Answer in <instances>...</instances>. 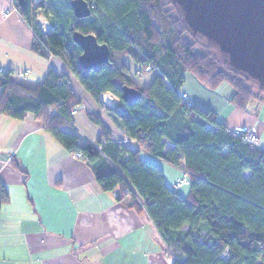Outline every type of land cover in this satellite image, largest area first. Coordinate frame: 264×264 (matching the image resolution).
I'll use <instances>...</instances> for the list:
<instances>
[{
  "label": "trees",
  "instance_id": "trees-1",
  "mask_svg": "<svg viewBox=\"0 0 264 264\" xmlns=\"http://www.w3.org/2000/svg\"><path fill=\"white\" fill-rule=\"evenodd\" d=\"M71 1L42 0L33 7L32 0L21 6L14 0L32 34L30 50L42 58L60 59L98 105L101 94L117 97L120 105L109 116L138 150L110 140L91 113L90 122L102 126L96 145H79L74 134L63 131L73 124L72 111L80 102L68 77L52 70L33 87L10 83L9 72L2 75L0 114L14 119L33 114L68 152L83 155L102 191L118 188L131 196V206L145 210L173 264H264V149L219 124L211 110L186 106L180 97L187 72L206 89L230 84L234 93L229 102L239 110L246 111L252 101L264 103V90L190 36L170 0H86L91 12L83 19L73 16ZM39 16L52 31L43 32ZM75 31L105 44L109 63L97 70L82 69L77 59L81 48L71 37ZM125 56L141 73L147 68L154 73L147 88H139L131 78ZM123 86L141 92L133 105L121 100ZM167 144L171 148L166 149ZM139 151L180 166L188 175V195L170 189L162 171L144 161ZM8 197L0 181V207Z\"/></svg>",
  "mask_w": 264,
  "mask_h": 264
},
{
  "label": "crops",
  "instance_id": "crops-1",
  "mask_svg": "<svg viewBox=\"0 0 264 264\" xmlns=\"http://www.w3.org/2000/svg\"><path fill=\"white\" fill-rule=\"evenodd\" d=\"M37 23L40 26L39 20ZM32 42L31 31L19 18L14 0H0V68L9 72V82L33 87L41 83L49 70L65 75L80 104L72 117L75 127H64L63 131L74 134L79 145L97 140L102 135V126L90 122L91 113L102 123L110 140L125 144L132 152L138 150L137 143L129 140L109 116L120 100L104 93L98 105L60 59L33 53ZM124 63L139 88L151 84L154 74L143 77L141 67L130 57L125 56ZM195 81L185 74L188 87L181 90L191 97L194 107L211 110L216 121L229 130L253 127L258 134L257 120L228 122L218 117L207 101L211 92ZM167 148L171 145L167 144ZM139 152L144 161L154 163L162 171L170 189L184 197L188 195V186H176L182 175L180 166ZM244 175L248 178L250 173ZM0 181L9 193L0 207V264H173L175 261L166 253L163 239L145 210L131 206V196L118 188L113 192L102 191L88 163L68 152L31 113L22 119L0 114Z\"/></svg>",
  "mask_w": 264,
  "mask_h": 264
},
{
  "label": "water",
  "instance_id": "water-1",
  "mask_svg": "<svg viewBox=\"0 0 264 264\" xmlns=\"http://www.w3.org/2000/svg\"><path fill=\"white\" fill-rule=\"evenodd\" d=\"M190 36L209 46L222 63L264 90V0H170ZM23 5L24 0H18ZM73 16L90 15L86 0H72ZM81 48L78 65L97 70L109 63V48L92 34L72 33ZM121 100L133 105L141 97L135 88L123 86Z\"/></svg>",
  "mask_w": 264,
  "mask_h": 264
},
{
  "label": "rangeland",
  "instance_id": "rangeland-1",
  "mask_svg": "<svg viewBox=\"0 0 264 264\" xmlns=\"http://www.w3.org/2000/svg\"><path fill=\"white\" fill-rule=\"evenodd\" d=\"M37 20H39L40 27L43 29V31L44 30L52 31V28H50V25L45 17L39 16ZM153 74L154 73L152 72L150 73L148 71H145L142 73V76L143 77L152 76ZM186 75L198 81L191 73L187 72ZM185 84L186 82H184L181 88V90L183 91L185 87H188V85L186 84L185 86ZM256 86H253V89L255 91L258 90ZM208 90L211 93H210V97L207 98V101L209 100L208 103H210L215 108V111L217 112V116L220 117L221 119H225L229 122V120H241L244 118L248 120L247 121L248 123L255 120L260 122L259 124L260 128L258 134L256 130L253 127L252 128L254 129L257 137L259 138L257 146L264 149V103L252 101L250 104H248L249 106L246 111H242V110L240 111L236 106H234L232 103H229L228 101L229 98L234 93V90L230 84H220V86H218L216 90H210V89ZM262 94L264 95V92H262ZM189 101L192 103L191 97H189Z\"/></svg>",
  "mask_w": 264,
  "mask_h": 264
},
{
  "label": "built area",
  "instance_id": "built-area-1",
  "mask_svg": "<svg viewBox=\"0 0 264 264\" xmlns=\"http://www.w3.org/2000/svg\"><path fill=\"white\" fill-rule=\"evenodd\" d=\"M41 1L42 0H32L33 7L38 5ZM146 70L148 71L149 68H147ZM7 73H8V71L6 69H4L3 67L0 68V78L2 77V75H5ZM24 74H27V72H24ZM180 97H181L182 101H184L186 103V106L190 107L192 105V103L189 101V97H188L187 93L186 94L185 93L180 94ZM50 112H51V114H56L55 111L52 109H50ZM72 113H74V110L72 111ZM71 127L74 128L75 124L74 123L71 124ZM233 132L235 135L241 136V138H243V140L246 143H248L250 146H257L258 145L257 143H258L259 138L257 137L253 128L242 127L241 129L233 130ZM125 141L126 140L122 141V143H124ZM90 143L94 144V141H91ZM94 145H96V144H94ZM96 147H98V146H96ZM73 155L78 159H81L83 157V155H81L79 152H74ZM188 184H189L188 183V175L186 172L182 171L181 177H179V179L176 181V186L179 187V185H188ZM165 248H166V253L171 255L168 248L167 247H165Z\"/></svg>",
  "mask_w": 264,
  "mask_h": 264
}]
</instances>
